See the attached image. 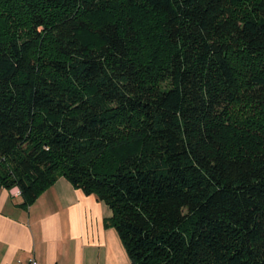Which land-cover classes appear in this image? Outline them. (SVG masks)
I'll return each instance as SVG.
<instances>
[{"label":"trees","instance_id":"trees-1","mask_svg":"<svg viewBox=\"0 0 264 264\" xmlns=\"http://www.w3.org/2000/svg\"><path fill=\"white\" fill-rule=\"evenodd\" d=\"M58 178L129 264H264V0H0V189Z\"/></svg>","mask_w":264,"mask_h":264},{"label":"crops","instance_id":"crops-1","mask_svg":"<svg viewBox=\"0 0 264 264\" xmlns=\"http://www.w3.org/2000/svg\"><path fill=\"white\" fill-rule=\"evenodd\" d=\"M0 189V264H129L110 209L58 178L33 204Z\"/></svg>","mask_w":264,"mask_h":264},{"label":"built area","instance_id":"built-area-1","mask_svg":"<svg viewBox=\"0 0 264 264\" xmlns=\"http://www.w3.org/2000/svg\"><path fill=\"white\" fill-rule=\"evenodd\" d=\"M28 264H37L36 260L35 259H30Z\"/></svg>","mask_w":264,"mask_h":264}]
</instances>
